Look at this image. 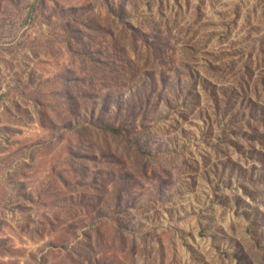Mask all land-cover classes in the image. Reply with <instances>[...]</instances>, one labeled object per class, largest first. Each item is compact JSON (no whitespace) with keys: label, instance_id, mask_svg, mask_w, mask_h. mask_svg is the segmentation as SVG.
<instances>
[{"label":"rangeland","instance_id":"rangeland-1","mask_svg":"<svg viewBox=\"0 0 264 264\" xmlns=\"http://www.w3.org/2000/svg\"><path fill=\"white\" fill-rule=\"evenodd\" d=\"M0 264H264V0H0Z\"/></svg>","mask_w":264,"mask_h":264},{"label":"trees","instance_id":"trees-1","mask_svg":"<svg viewBox=\"0 0 264 264\" xmlns=\"http://www.w3.org/2000/svg\"><path fill=\"white\" fill-rule=\"evenodd\" d=\"M155 46H158V45H155ZM192 53H193V54H191V55H194L195 52L192 50ZM210 97H211V96L209 95V98H210ZM234 126H235V125H230V127H234ZM108 129L111 130V131H113V132H117V128H114L113 125L108 126ZM232 134H233V132L230 133V135H232Z\"/></svg>","mask_w":264,"mask_h":264}]
</instances>
